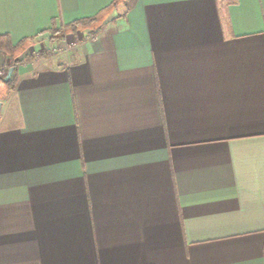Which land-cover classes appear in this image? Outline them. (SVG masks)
<instances>
[{"label": "crops", "instance_id": "1", "mask_svg": "<svg viewBox=\"0 0 264 264\" xmlns=\"http://www.w3.org/2000/svg\"><path fill=\"white\" fill-rule=\"evenodd\" d=\"M0 35V264H264V0H0Z\"/></svg>", "mask_w": 264, "mask_h": 264}, {"label": "trees", "instance_id": "2", "mask_svg": "<svg viewBox=\"0 0 264 264\" xmlns=\"http://www.w3.org/2000/svg\"><path fill=\"white\" fill-rule=\"evenodd\" d=\"M87 21H91V20H77L75 22H73L72 24H69L68 25V28L70 30H73L74 28H77V26H80V25H83L85 24ZM58 33H61V31H56V32H53L55 38L58 36ZM61 36V34H60ZM0 50L4 53V54H9L12 52L13 50V47H10L7 43V38L6 36H2L0 35ZM12 54V53H11ZM13 63V62H12ZM15 82H16V75L15 73L13 72L10 76V78L5 81V86L7 88L8 91L12 90L15 86Z\"/></svg>", "mask_w": 264, "mask_h": 264}, {"label": "rangeland", "instance_id": "3", "mask_svg": "<svg viewBox=\"0 0 264 264\" xmlns=\"http://www.w3.org/2000/svg\"><path fill=\"white\" fill-rule=\"evenodd\" d=\"M61 34V36H60ZM68 34V32H61L58 33V36L56 37L57 39H60L61 42H56L52 48H55L56 51H58L56 54L58 53H62L64 51H71L74 48V45H72L75 41V37L74 36H66ZM66 36V37H65ZM62 38V39H61ZM45 52H43L42 54H44ZM53 55V54H51Z\"/></svg>", "mask_w": 264, "mask_h": 264}, {"label": "built area", "instance_id": "4", "mask_svg": "<svg viewBox=\"0 0 264 264\" xmlns=\"http://www.w3.org/2000/svg\"><path fill=\"white\" fill-rule=\"evenodd\" d=\"M74 44V43H73ZM72 44V45H73ZM58 51H56V49L55 48H50L49 49V53L50 54H56ZM8 69H9V67H8V65L6 64V65H3V66H0V78H4L5 76H6V74H7V72H8Z\"/></svg>", "mask_w": 264, "mask_h": 264}, {"label": "water", "instance_id": "5", "mask_svg": "<svg viewBox=\"0 0 264 264\" xmlns=\"http://www.w3.org/2000/svg\"><path fill=\"white\" fill-rule=\"evenodd\" d=\"M12 71H13V68L10 67V68L8 69V72H7L6 76L4 77V81H7V80L10 78V76H11V74H12ZM0 106H1V103H0Z\"/></svg>", "mask_w": 264, "mask_h": 264}]
</instances>
